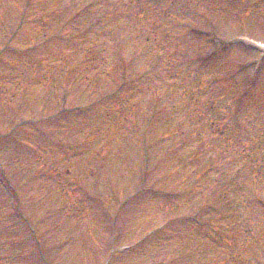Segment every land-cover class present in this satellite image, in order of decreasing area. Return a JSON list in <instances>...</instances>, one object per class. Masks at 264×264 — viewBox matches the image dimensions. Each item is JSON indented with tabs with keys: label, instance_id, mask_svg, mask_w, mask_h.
Wrapping results in <instances>:
<instances>
[{
	"label": "rangeland",
	"instance_id": "1",
	"mask_svg": "<svg viewBox=\"0 0 264 264\" xmlns=\"http://www.w3.org/2000/svg\"><path fill=\"white\" fill-rule=\"evenodd\" d=\"M90 1L0 0V46L8 44L7 47L12 49L0 58V161H4L0 165V180L4 182L3 185L0 181V264H35L32 259L35 260L36 254L40 259L38 245L30 231L31 225L37 226L38 232L43 231L45 243L47 239L44 253L53 254L57 264H99L102 258L106 263L104 248L108 230L105 224L95 225L96 216L88 214L83 223L81 219H77L81 229H70L65 221L56 228L48 229L52 225L48 210L56 217V205L48 202L49 209H44L43 227L40 207H45L44 197L49 196L50 192L53 193L54 184L44 180L42 174H46V171L52 172L51 157L56 158L57 164H60L62 158L60 166L65 164L69 172H73L70 174L71 178L90 182L92 185L86 188L91 193L95 190L96 181H90L84 176L88 170L98 169L99 176L104 177L107 186L113 179L115 184L119 180V184H123L124 192L118 193L121 191L115 189L117 197L130 194L135 189L144 191L146 186L151 188L172 184L177 188L175 198L181 201L182 206L193 209L196 206L201 207L202 202L194 194L186 195V199H183L184 192L188 189L197 192L201 187L200 171L205 167L209 169L215 157L218 159L229 156L223 154V139L218 138L220 141L210 145L203 129L199 130L203 136L200 134L198 141L195 134L187 137L188 130L193 127L183 126L181 120H185L192 109L185 107L182 99L176 96L185 85L178 79L176 83L173 82L174 86L169 83L166 88L169 82L166 79L163 86L152 96H132V100L139 105V108L135 107V114L139 119L138 124L145 131V138H154L152 148L162 153L156 155L157 162L150 164L153 170L150 169L152 172L148 176L149 181L140 180V146L121 137L104 138L105 127L100 120L94 119L95 112L91 111V107L95 104L88 101L87 96L88 86L94 83V73L85 72L87 69L82 68L76 55L67 51L58 39V35L62 36L61 31L65 29L64 21L72 19L75 14L79 15L78 12L88 6ZM182 1H185L183 7L189 8L190 13L195 11L201 15L197 20L199 25L209 19L212 26L216 27L213 38L207 40L206 46L221 54L225 62H235L236 65L240 63L242 72L254 74L255 88L249 95L236 103L234 99L223 102L225 110L236 107L233 111L237 115L230 118L224 111L225 118L217 125L229 128L230 120L239 116L238 119L244 127L241 130H244L246 120L251 119L256 132L255 140L251 142L258 144L247 165L249 168L254 162L258 163L264 172V0ZM79 2L82 6H77ZM122 3L123 1L117 2V7L122 8ZM178 4L176 0L172 4L168 2L165 9L172 11ZM133 6L136 9L134 4ZM19 23H22L21 26ZM37 29L41 32L40 35L37 34ZM15 30L17 34L8 42V36ZM150 41V47L154 46L153 39ZM229 42L230 44H226ZM203 49H199V53ZM168 52L167 49L161 52L156 49V54ZM213 64L217 65V61ZM235 64L226 67V71L231 73ZM191 77L194 79L193 74ZM168 88L173 90L175 96L167 93ZM164 90L166 92L162 94ZM257 96L258 100L254 101ZM140 112L151 124L143 122ZM192 116L195 117L194 114ZM16 122L22 127L11 133L13 137H1ZM176 127L183 129L184 134L174 133ZM236 129L233 126L232 130ZM125 130L129 132L128 128ZM239 143L248 147L244 141ZM63 149H71L73 157L68 160L63 156L59 157ZM95 155H101V163L98 159H93ZM259 178L264 181L262 176ZM97 188L102 191L101 185ZM45 189H48L46 193ZM261 191L255 192L256 196L264 195ZM61 192L62 200L72 196L71 188L63 187ZM76 194L80 198L82 192L78 191ZM157 208L161 210L157 206L156 198L148 193L133 201L119 214V229L123 232L120 237L115 238V242L117 245H128L124 250L116 251L108 264H159L169 262L170 259L178 263L181 253L188 259L187 264H202L193 254L196 249L201 250L208 263L235 264L231 263L233 255L228 253L231 245L240 253L241 259L242 255L247 254L252 264H264V213L258 212L256 208L252 209L254 214L248 215L250 219L245 221L249 225L247 227L238 222L235 228V223H230L227 216V219L223 218L222 222H228L234 230L233 234L224 233L228 236L227 239L232 240L229 242L231 245L227 244L225 248L210 244L206 242L207 239L204 244L200 243L202 235L192 223L184 224L188 226L187 230L186 226L174 225L173 234H151L145 239L146 230L163 220L157 213ZM30 209L31 216L29 215V219L26 216L29 225L23 219L21 211L27 213ZM70 211H75V208ZM228 211L235 214L237 207L231 205ZM77 215L79 216L78 213ZM84 216L85 214L81 215V218ZM198 216L205 221L208 215ZM235 219H239V215L236 214ZM10 222L14 229L10 228ZM243 230H247L248 236L240 233ZM239 245L247 247L246 253H242ZM113 249L118 250L114 246ZM14 256L16 259L12 260ZM234 259L239 260L238 257ZM40 261L41 263L37 258L36 263L45 264L43 260ZM51 262L56 264L54 260Z\"/></svg>",
	"mask_w": 264,
	"mask_h": 264
},
{
	"label": "trees",
	"instance_id": "2",
	"mask_svg": "<svg viewBox=\"0 0 264 264\" xmlns=\"http://www.w3.org/2000/svg\"><path fill=\"white\" fill-rule=\"evenodd\" d=\"M143 21H145L144 19H138V24L143 23ZM130 29H133V27H135L133 25V21L130 23ZM111 29V28H109ZM118 34V31H113L112 35L110 36H106L103 38V42H101L103 44V48L100 51L101 55L103 56L104 59H100V64L101 66H106V58H107V49H104V45H107L108 47L110 46V44L115 40L116 41V34ZM126 38V36L124 37ZM146 38V37H145ZM98 39V36H95L93 39V42L95 40ZM147 39H144V37L142 36L141 33H137L135 34V36L133 38H131L129 40V49L131 50V56L129 57V60H131V62L133 63L135 60V57L138 59L137 62H139V64L145 65V63L148 61H152V59H149L150 57V49L149 46L147 45ZM122 45V43L120 44ZM90 49H88V47L86 48L85 52L88 53ZM116 54H119V51L117 50ZM120 57V55H119ZM118 60H116L115 62V67H117V65L120 63L119 60H123L124 58L120 57L117 58ZM177 63V62H176ZM98 65V67H99ZM97 67V68H98ZM168 68V70H172L173 72H175V70L178 68L179 71H183L185 68L184 66H180L178 64L175 65H165L163 66V68ZM153 71H155L153 68H151ZM107 68L104 69L103 72H106ZM188 72V71H187ZM186 72V73H187ZM100 73V72H99ZM185 76V75H184ZM199 89V87H197ZM200 94H204L203 92H199ZM219 94H222L219 92ZM196 95H192L193 99H195ZM200 96V95H199ZM212 96V95H210ZM214 96H212V98H210L209 100H196L195 103V111L194 109L190 111V113L187 114L185 120H183L181 122V124L183 126H190L193 127L191 130H188V135L187 137L190 135L192 136L193 134H195L197 136V141L198 139L201 137L199 134V130H200V125L201 123H199V120H203V122L207 123V120H210V115L212 113V109L214 108L212 106V100H213ZM218 98V97H217ZM194 114L195 117H193L192 115ZM209 124H213L210 123ZM175 133H179V134H184L183 129L181 128H176L175 129ZM192 134V135H191ZM213 166V168L210 167L209 170H207L206 168H204V170L200 171V174L204 171L207 178V182L205 184H202V195H204L207 198L208 194H213V197L211 198V200H203V205L202 207H194L193 209H190V216L194 213L195 215L198 214H203L202 210L205 212L206 210H208L209 208V204L215 203L217 205H219L221 202H234L236 204H245V202H249L248 200H245V197H247V195L249 194L251 196V193H248L247 190V186H243L240 185L239 187V193L237 192V190L234 191V186H232V184H234L235 180L234 177H227V175L225 174L224 170H222L221 172L218 169V163H216L215 161H213V164H211ZM211 172V175L213 177H211V175H208V173ZM215 187V188H214ZM213 188V189H212ZM196 194V192H194L193 190L190 191V195L191 194ZM249 198V197H248ZM232 200V201H231ZM247 205V203H246ZM200 217V216H198ZM201 218V217H200ZM204 226L205 230H206V225L205 222H203L202 227ZM202 236H205L207 238L206 234H202ZM242 247V246H241ZM240 247V248H241ZM243 248V247H242ZM206 264H209L208 262H206Z\"/></svg>",
	"mask_w": 264,
	"mask_h": 264
}]
</instances>
